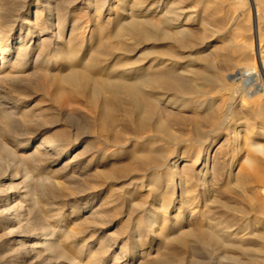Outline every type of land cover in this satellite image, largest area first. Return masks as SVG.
Segmentation results:
<instances>
[{
	"label": "bare ground",
	"instance_id": "obj_1",
	"mask_svg": "<svg viewBox=\"0 0 264 264\" xmlns=\"http://www.w3.org/2000/svg\"><path fill=\"white\" fill-rule=\"evenodd\" d=\"M2 1L0 0V75L5 65L12 69L17 67L19 63L22 64L23 59L27 57L26 55L29 51H35L36 63L40 64L35 70L44 71L47 74H49V68L53 64H56L55 62L51 63L50 60L69 59L72 64L68 65L66 68L67 73L65 72L62 76L60 75V79L64 83L69 84L71 88L75 87L83 92L91 86L90 92L87 94V103L89 109L92 111L89 113V116L96 129L95 138L99 145H109L112 148L110 154L116 157L118 155H115L117 154L115 149L120 146L126 147L132 145L133 147H137L132 152V155L136 159L134 161V167H137L136 169L139 170L142 168L151 174L150 178L146 180V184L149 192L153 195V204L143 212L144 221L142 220L141 224L139 223L140 225L134 230L136 236L138 238L145 237L144 242L147 241V237H155L157 241L162 240L164 245L178 244L180 247H184L187 239L193 237L198 242L212 248L213 255L216 258L215 264H264V170H262L263 167L259 168L254 166V163L252 164L251 162V153L248 154L250 150L259 153L264 152V144L258 142V140H264V107L261 106V102L264 101V88L255 87L257 90L252 93H247L246 96L250 100L252 95H254L253 100H257L259 97L260 106L257 105L254 109L256 114L252 115L249 111L250 115L245 113L237 117L234 113L235 110L234 112L231 111L232 107L230 108V105L215 112L210 99L202 100V98L201 101H191L186 96L188 93L206 94L211 90H215L216 93L221 94L226 93V90L236 91L238 85L234 88V84L230 80L236 77L240 80L239 84L241 83L244 87L249 85L251 87L254 82L252 68L247 66L239 69V71L229 75L227 79L222 77L220 73L212 75L206 71L208 72L206 75L203 69H199L196 66L197 63L195 64L196 60L194 55H201L209 47H195L197 45L196 37L184 28V26L192 23L191 18L186 17L181 11L182 9L178 10L168 7L167 0H94V13L89 17V21H85V23L75 16H73L75 18H68V16L71 17L69 10H72L74 7L72 4L73 0H60L66 5L64 12H60L58 9L57 0H34L35 2L33 1L27 5L28 7L23 4L18 6L17 3H19V0H11L8 3L10 4L9 6ZM86 1L88 0H84L83 3ZM110 1H115V6L121 9L119 15L115 14L109 18V21L112 22L111 24L103 21L102 18L105 12L109 15L116 10H112V6L108 4ZM230 3L235 12L247 7V5L245 6V0H230ZM258 6V1L256 2L255 0V5L253 6L257 25L255 40L258 39L260 22L264 19V12L258 14ZM105 19L107 18L105 17ZM69 20L71 21V25H68ZM68 26L69 37L64 40L63 34ZM224 30L226 31V29ZM104 35L105 38H103ZM106 35L113 41L110 42L109 47H104L107 44ZM125 36H129V39L130 37L133 38L136 41V46L128 45L124 39ZM31 42L33 44L29 46ZM73 44L78 45L84 51L80 53H78L79 50H76L77 53L74 52L75 50L68 51L69 49L61 51L62 48L72 47ZM162 44L175 45L179 47V50L180 48L181 50L188 48V56L186 59L177 53L169 54L166 58L161 57L162 55L158 56L155 48L160 47ZM206 44L208 42L205 44L203 42V46ZM138 45L142 46L138 47ZM50 47H53L52 50L54 51V55H56L52 56V58L47 57L49 53L48 48ZM90 47L94 48L87 51ZM231 48L232 52L235 50V53H243L238 50L239 48ZM229 51L225 50L223 54H221L222 52H217L220 55L218 57H221L220 59L223 61L225 67L227 65L229 67L233 65V57H231L232 55L229 54ZM149 55L155 56L149 59ZM81 56L86 57V59L84 60ZM102 57L104 58L103 61L101 59ZM207 67L212 69V66ZM262 76L264 79V68ZM262 85L264 86V84ZM2 87L0 78V162L5 157L10 159L16 157V149L20 145L17 131L22 126V124L20 126V121H18L19 118L16 117V109L19 107L18 99L5 93ZM259 91L263 93L258 94ZM83 96L85 97V95ZM165 101H167V104L181 109H187L192 115L189 121L195 128L193 130L195 138L182 142L190 143V145L194 144L196 148L194 151L189 150L188 152H184L183 150L182 156L180 155L177 160L171 163V166L177 168L178 161L189 156L193 158L195 163L200 162L201 170L204 171L203 173H210L211 177L218 172L216 171L217 168H224L226 166L228 170L227 173H224L223 183L221 181V184H223L221 195H228L229 201L226 198L225 201H222L217 196H215L216 198L214 197L212 185L210 186L206 182L207 178H204L203 174L197 178L201 183L199 186L193 181L194 179L192 180L191 174H181L180 172L177 175L179 179H182V184L177 188L171 182L170 169L166 168V164L162 160V158L170 155L169 153L171 152L165 154L156 148L157 141L161 137L170 140L171 145H176L177 143L171 136L170 131L164 127V121L158 112L159 106ZM202 109L204 111L200 112ZM118 112H122L129 119L128 125L132 127V136L130 138L123 139L118 134V131L115 130L119 122L116 118ZM23 113L27 114L31 112L27 111ZM23 113L21 114L23 118L21 123H28V116ZM257 119L261 120L259 124L261 132L257 134L252 133L251 136L243 138L241 136H236L232 139L229 137L231 142L236 141L235 143H238L242 141V145H244L246 143L245 141L248 140L250 143H248L249 146L246 149V154H243L244 156L242 158L240 157V160H236L237 157L234 155L227 156L221 152H218L219 154L214 152L211 155L212 143L218 141L224 131H228L233 126V128L231 127L232 130H229L230 133L232 135H238L241 132L238 131L237 127L241 125V122H245V120L255 121ZM31 122L29 120V123ZM236 125L237 127H235ZM202 127H207L205 133L201 130ZM82 128L84 129L85 127ZM246 130L243 132H246ZM77 140L78 137H75L73 140H69L66 137H59L58 139L47 138L40 145L35 146L34 151L30 155L24 157L29 158L33 165H38L42 158L50 159L51 156L57 158L62 154L68 153L74 145V141ZM221 146L223 144L217 146L216 150H219ZM100 147L103 148V146H97V152L99 154L101 153L103 157L106 156L107 154ZM190 151H192V155H190ZM5 160L7 161V159ZM241 160L246 163L245 167L242 165L243 162ZM7 165L9 166V164H6L5 168L8 167ZM10 167H13V165ZM234 167L237 170L235 173H232L231 170ZM5 168L0 166V178L2 179L0 182H3L5 179L2 176L3 171H7L3 170ZM183 168H185V165L181 167V169ZM221 171L218 173L222 174ZM26 173L28 174V172ZM27 174L26 178L30 181L32 176ZM8 185L10 187L11 184L9 183ZM197 189H202L200 192L206 196L210 195L206 201L204 200L202 210H193L197 206L196 201L199 200ZM31 195L26 196L30 198ZM176 195L179 197L178 201H181L179 202V206L183 207L184 215L180 221L175 220L173 224L171 223L175 233L170 234L172 231H169L170 227H168L167 223L170 221L169 212ZM212 195L214 197H212L213 199L210 198ZM22 198L24 199L23 196ZM230 200H233V202H230ZM210 209H214L213 212ZM27 210L25 207L22 210L20 193H17V191L10 194L8 192H0V223L6 226L8 230L6 233L13 238L14 242L20 241L21 221L26 220V217L30 215V210ZM191 210L193 211L191 212ZM13 213H17L16 216H19V218L13 220L11 218ZM189 214H192L191 216L193 217H191V223H184L185 216ZM97 215H101L100 208L93 210L89 216L94 217ZM43 217L44 220L47 219V215ZM34 221L36 223L37 219H34ZM40 228H42L41 224H39L37 230L35 229V232H38ZM47 231V233L41 232L39 234L40 237H36V243L34 242V244L32 243L29 247L25 248L23 253L20 254L18 252L16 259L28 257V249L32 250L36 245H39L49 249L56 259L72 260L75 264H81L79 263L80 261H76V258L73 257L74 254L77 255L80 253V250L75 248L73 244L67 245L65 240L69 237L59 227H51V230L47 228ZM29 234L27 236L28 239L32 237L31 232ZM161 245H156L155 253L150 257L152 260L151 263H147L146 259L142 256L143 262L141 261L140 263L171 264L172 262L164 260L160 252L162 249ZM105 249L103 248L102 251ZM120 250L122 252L125 248L121 246ZM131 252L136 251L132 250ZM89 261L91 264L100 263V259H97L95 255L91 256ZM12 264L20 263L13 262Z\"/></svg>",
	"mask_w": 264,
	"mask_h": 264
},
{
	"label": "rangeland",
	"instance_id": "obj_2",
	"mask_svg": "<svg viewBox=\"0 0 264 264\" xmlns=\"http://www.w3.org/2000/svg\"><path fill=\"white\" fill-rule=\"evenodd\" d=\"M10 1L11 0H3L2 2H4V4L7 3L6 5L9 6L10 4L8 3H10ZM33 1L34 0H19L17 5L19 6L20 4H23L27 6ZM83 1L84 0H73L72 4L74 7L72 10H69L71 15V17L68 16L69 19L76 17L79 20L81 19L83 23H85V21H89V17L94 13L95 1L88 0L84 3ZM257 1L259 5L258 14H262V12H264V0H256V2ZM166 2L168 7L178 10L182 9L181 11L185 14V16L191 18L192 23L184 26V28L196 37L197 45L195 47H209L203 51L201 55H194L196 60L195 64L197 63L196 66L199 69H203L206 75L208 72L212 75L220 73L222 77L227 79V77L232 73L247 66L252 68L254 72L252 74L254 82L251 87L250 85L244 87L241 83L239 84L240 80L236 77L230 79L234 84V88L238 85L236 91L226 90V93L221 94L216 93L215 90H211L206 94L199 95L188 93L186 96L191 101H201L202 98V100L210 99L215 112L221 110V108H225L227 105H230V108L232 107L231 111L234 112L235 110L234 113L236 117L245 113L249 114L250 112L252 115L256 114L254 109L257 105L260 106L259 97L257 100H253L254 95H252L251 100L246 97L247 93H252L257 90L255 87L264 88L262 85L264 84L262 76L264 68V19L260 22L258 27V39L255 40L257 31L256 16L253 7L255 5V0H245V6L247 5V7L238 12H235L232 9L230 0H167ZM56 3L58 4L60 12H64L66 10V5H64L60 0H57ZM108 4L112 6V10H116L109 15L105 12L102 18L103 21H107L111 24L112 22L109 21V18L113 17L115 14L119 15L121 9L115 6V1H110ZM76 8L78 9L75 10ZM105 17L107 19H105ZM234 20H236L235 23ZM68 25H71L70 20ZM224 29H226V31ZM223 31L225 32L223 33ZM68 34L69 26L64 31V40L69 37ZM125 37L124 39L128 45L134 47L136 46V41L133 38L130 37L129 39V36ZM103 38H105V35ZM106 41L107 44L104 47H109L110 42H113L112 39L107 37V35ZM203 42L204 44L208 42V44L203 46ZM32 44L33 43L31 42L29 46ZM141 46L142 45H138V47ZM231 47H235L236 49L239 48L238 50L243 53H235V50L232 52ZM93 48L94 47H90L87 51L92 50ZM220 48L222 49L220 50ZM52 49L53 47L48 48V58L56 56L54 55V51ZM67 49H69L68 51L75 50V53H77L76 50H79L78 53L84 51V49H81V47L74 44L72 47L62 48L61 51H66ZM155 49L157 52L156 54L158 56L162 55L161 57L163 58L168 57L169 54L177 53L186 59L189 53L188 48L182 50L180 48L179 50V47L175 45L171 46L169 44H162L160 47H156ZM225 50H230L229 54L233 57V65L230 67L229 65L225 67L223 61L220 59L221 57H218L220 56L218 53L222 52L221 54H223V51L225 52ZM26 56L27 57L23 59L22 64L19 63L17 67L11 69L9 66L5 65L3 68L4 70L2 69L0 75L3 91L8 95L13 96V98L18 99L19 107L16 109V117L19 118L18 121H20V126L22 124L17 131V136L20 139V145L16 149V157L11 159L5 157L4 160L7 159V161L5 160V162L3 160L0 162V166H2V168H5V165L9 164V166L7 165V168L3 169L7 171H3L2 173V176L5 179L3 182H0V192H8L10 194L17 191V193H20V205L22 206V210H24V207L26 210H30V215L29 217H26V220L24 219L21 221L20 241H16L17 243L14 242L10 235H7L6 232H8V230L6 229V226L0 223V264H12L13 262L20 264H75L72 260L68 261L60 258L56 259L49 249L39 245H36V247L32 250L30 249L32 252L28 249L29 258L24 257L16 259L18 252H20V254L23 253L25 248L37 241L41 232L47 233V228L51 230V227H59L64 234L69 237L65 240L67 245L73 244L75 248L80 250V253L77 255L74 254L73 257L76 258V261H80L79 263L81 264H91L89 260L93 255H95L97 259H100L99 264H141L140 262H143L141 256L146 259L147 263H151L152 260L150 257L154 255L157 244H162L160 252L162 253L164 260L172 262L171 264H215L216 258L213 255L212 248L206 244L198 242L193 237H189L184 247H180L178 244L164 245L162 240L157 241L155 237H147V241L144 242L145 237L138 238L136 236L134 230L141 224L142 220L144 221L143 212H145V209L153 204V195L149 192L146 184V180L150 178L151 174L142 168L139 170L136 169L137 167H134V161L136 159L135 156L132 155V152L137 147H133L132 145L123 147L119 145L120 147L115 149L117 153L115 155H118V157H116L110 154V150H112V148L109 145H99L95 138L96 129L91 117L89 116V113L92 111L89 109V105L87 103V94H89L91 86L86 88L83 92L75 87H72V89L69 84L64 83L60 79L65 72L67 73L66 68L68 65L72 64L69 59L57 61L50 60L51 63L55 62L56 64H53L49 68V74H47L44 71L35 70L40 65L39 63H36L35 51H29ZM154 56L155 55H149V59ZM103 57L101 58L102 61L105 58ZM81 58H84V60L86 59V57L83 56H81ZM207 66H212V69H209ZM262 93V91L258 92V94ZM82 95H85V97H82ZM229 99L231 100L229 101ZM261 106L264 107V101L261 102ZM27 111L31 113H23ZM203 111L204 110L202 109L200 112ZM158 112L164 121V127L170 131L171 136L177 142L176 145H171L172 143L170 140L161 137V139L157 141L156 145V148L162 153L168 154V152H171L169 153L170 155L162 158V160L165 162L166 168L170 169L172 177L170 180L174 183V186L178 188L180 184H182V179H179L177 175L179 172L181 174H191L192 180L194 179L193 181H195L198 186L201 183L197 178L203 174L204 178H207L206 182H208L210 186L212 185L211 187L214 197L217 196V198L222 201H225L226 199L229 201L228 195H221L223 185L221 184V181L223 183L225 176L224 173H227L228 170L226 166H224V168L218 166L221 169L217 168L216 171L220 172V170H222V174L217 172L214 174L216 177L214 175L211 177L210 173L204 174V171L201 170L200 162L195 163L193 158L189 156H186L184 157L185 159L178 161L177 168L171 166V163L177 160L180 155L182 156L183 150L184 152H188L189 150L194 151L196 148V145L194 144L190 145V143L187 144V142H182L186 140L190 141L195 138V133L193 131L195 128L189 121L192 117L191 113L188 112L187 109H181L171 104H167V101L163 102L159 106ZM22 113L28 116V123L29 120L32 122L29 124L21 123L23 121L21 116ZM85 116L87 119H85ZM116 118L119 122L117 123L115 130L118 131V134L121 135L123 139L130 138L132 136V127L131 125H128V117L123 115L122 112H118L116 114ZM260 121V119L255 121L245 120V122L243 121L240 123L242 126L239 125L237 127L236 125L235 127H237L238 131L241 132L238 133V135H232V133H230L233 128V126H231L232 128L230 127L228 131L223 132L218 141H214V143H212L211 155H213L214 152H221L225 153L227 156L234 155L237 157L236 160H240L246 154V149L250 143L247 140L245 141L246 143L242 145V141L235 143L236 141L231 142L230 138L232 139L236 136H241L242 138L247 136L249 137L252 133L257 134L261 132V128L259 127ZM82 123L84 124L82 125ZM82 127L85 128L83 129ZM202 128L201 130L205 133L207 127ZM244 129H247V133L243 132L245 131ZM158 135H160V133H158ZM59 137H66L69 140H73L75 137H78V140L74 141V145L68 153L62 154L57 158H53L52 156L50 159L42 158L38 165H33L29 158L24 157L30 155L34 151L35 146L40 145L42 142L47 140V138L58 139ZM211 142L213 141L211 140ZM258 142L264 144L263 139L258 140ZM221 144H223V146H221L219 150H216V147ZM97 146H103V148H100L101 150H104L107 155L103 157L101 153L99 154L96 149ZM192 151H190V153ZM239 151L241 152L238 153ZM250 153L252 164L254 163L253 165L259 168L263 167L262 170H264V152L259 153L250 150L248 154ZM190 155H192V153ZM242 160L241 162H243ZM12 165L13 167H10ZM183 165H185V168L181 169ZM242 165L245 167L246 163L243 162ZM236 170L237 169L234 167L231 172L235 173ZM26 172H28V174ZM26 174L32 176L30 181L26 178ZM221 175L223 176L221 177ZM125 176L127 177L125 178ZM0 180L2 179L0 178ZM7 183L13 185H10L9 187ZM200 191H202V189H197L199 200L196 201L197 206H195L193 210H202L204 200L206 201L207 197L210 196H206ZM27 192L28 194L26 195H31L30 198L25 195ZM213 195L210 197L211 199L214 198ZM174 199L175 200H173L169 212L170 221L167 223L168 227H170L169 231H172L170 234L175 233V230L172 228L173 221H180L184 215L183 207L179 206V202H181L178 201L179 197L176 195ZM230 202H233V200H230ZM96 208L101 209V215L94 217L89 216L93 210H96ZM193 210H191V212ZM213 210L214 209L211 211L213 212ZM16 214L17 213L12 214L11 218L13 220L19 218ZM45 215H47L46 220H44L43 217ZM191 215L192 214L185 216L184 223H191L193 218ZM34 219H37L36 223V220L34 221ZM39 224H41L42 228H40V230L38 229V232H35V229L37 230ZM48 224L50 225V228ZM33 230L35 233L32 232ZM30 232L32 237L28 239L27 236L30 235ZM32 233L36 235L34 236ZM121 246L125 248L122 252L120 250ZM103 248L106 249L102 251ZM132 250L136 252H131ZM9 257L12 258L10 259Z\"/></svg>",
	"mask_w": 264,
	"mask_h": 264
}]
</instances>
